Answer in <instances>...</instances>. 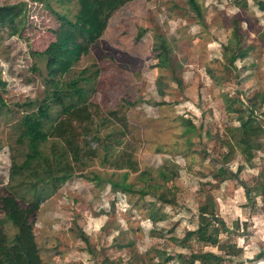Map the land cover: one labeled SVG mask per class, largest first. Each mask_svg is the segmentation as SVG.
Returning <instances> with one entry per match:
<instances>
[{
	"label": "rangeland",
	"instance_id": "374dc122",
	"mask_svg": "<svg viewBox=\"0 0 264 264\" xmlns=\"http://www.w3.org/2000/svg\"><path fill=\"white\" fill-rule=\"evenodd\" d=\"M197 2L200 25L183 0L125 3L62 79L66 83L87 70L84 78L91 80L81 85L99 117L121 108L115 117L123 116L125 129L113 155L133 151L137 169L128 174L100 167L99 151L98 159L85 161L78 175L40 205L33 236L43 264H101L104 258L157 264L167 256L174 260L164 264H178L174 255L223 256V247L252 234L264 244V218L255 221L264 217V196L255 190L264 182V127L256 122L253 133H233L260 145L258 152L242 153L228 132L237 127L236 118L245 120L246 107L255 118L263 113L256 96L264 91V12L254 5L264 0ZM240 2L244 10L234 5ZM10 4H23V13L16 23L18 36L11 38L0 28V78L5 83L0 98L8 112L0 114V189L7 184L10 159L19 161L23 152L16 150L11 127L24 114L22 105L38 102L46 88L41 53L61 27L52 13L72 21L76 12L73 4L56 0H0V6ZM235 28L242 46L253 49L242 61L231 59L238 48L230 41ZM160 41L165 55L157 49ZM93 126L100 138L118 130L99 121ZM226 140L229 153L220 144ZM222 166L249 190V197L236 181L214 176ZM208 202L207 216L226 231L217 234L216 247L195 240L196 208ZM187 232L192 235L186 249L169 242L179 243Z\"/></svg>",
	"mask_w": 264,
	"mask_h": 264
},
{
	"label": "trees",
	"instance_id": "16d2710c",
	"mask_svg": "<svg viewBox=\"0 0 264 264\" xmlns=\"http://www.w3.org/2000/svg\"><path fill=\"white\" fill-rule=\"evenodd\" d=\"M131 1L133 0H56L57 4H73L76 6V12L72 21L65 16L52 13L61 23V27L55 33L54 42L41 53L45 58L46 88L42 99L38 102H27L22 105L24 114L20 115L11 127L16 138V150L21 147L23 152L19 154L21 157L19 161L10 159L7 184L0 189V264H43L33 236L34 218L40 205L59 192L68 180L78 175L88 163L98 159L99 151L102 153L100 167L115 172L136 173V163L131 159L133 151L123 150L120 154L113 155L121 139L118 135L125 129L123 116L115 117L121 108L113 112L106 111L103 117H99V108L88 103L87 92L81 85L91 80L84 78L87 70L81 71L71 81L62 82V79L72 72L79 58L86 56L89 47L103 35L108 17L116 9ZM183 1L189 12L194 15L197 24L200 25L202 16L200 4L197 0ZM234 5L242 10L245 9L244 2ZM254 6L258 12H264L262 3H255ZM46 8L49 10L50 6L46 5ZM22 13L23 4L0 6V28L6 30L11 38L18 36L16 23H19ZM141 36V33L138 34L136 39ZM240 39L242 38L235 28L230 41L238 48L232 55V60H245L247 53L253 50L251 46L243 47ZM225 48L230 50L229 41L225 44ZM157 49L160 53L166 54L161 41L158 42ZM4 87L5 83L0 78V89ZM256 99L264 108V91L257 95ZM126 106L130 108L133 105L126 104ZM4 108L5 104L0 98V114L8 113L4 112ZM251 109L250 106L246 107L245 120L236 118L237 127L229 129L228 132L232 135L238 130L246 134L253 133L259 128L256 122H260L264 127V109L262 115L257 118L253 116ZM232 113L238 116L241 114L234 110ZM95 121L107 126H115L118 130L114 133L113 129H110L100 138L95 132L98 126H93ZM232 138L235 144L241 146L242 153L260 151V145H253L244 135L239 134L237 137L233 135ZM220 144L228 150V153L231 151L227 140ZM222 159L224 162L225 157ZM214 176L239 183L234 174L231 176L223 166L215 171ZM160 178L165 180L162 175ZM239 184L245 191L246 198L249 197V190L241 183ZM258 186L259 191L255 190L259 193L258 197H262L264 182ZM157 199L167 204L163 194H158ZM211 208L209 202L204 208L201 206L196 208L199 227L195 232V240L197 243L216 247L217 234L226 233V231L221 224L214 226L212 217L207 216L206 210ZM149 220L153 221L151 218ZM191 235L192 232L185 233L177 244L172 240L169 242L183 250L186 249L185 244ZM81 240L86 241L83 236ZM87 252L90 253L89 250ZM174 257L178 264H194L195 261H198V264H223L224 262L233 264L231 261L234 259H241L239 250L234 249L232 245L223 247V256L199 253L195 256L190 254L186 259L178 254ZM171 260L174 259L167 256L157 264H164ZM120 263L119 260L113 263L110 258H104L101 264ZM125 264L128 263L125 262Z\"/></svg>",
	"mask_w": 264,
	"mask_h": 264
},
{
	"label": "crops",
	"instance_id": "0c3cea01",
	"mask_svg": "<svg viewBox=\"0 0 264 264\" xmlns=\"http://www.w3.org/2000/svg\"><path fill=\"white\" fill-rule=\"evenodd\" d=\"M263 218H264L263 216L262 217L257 216L255 221L257 222L262 221ZM263 233H264V228L261 230L260 234L264 236ZM253 236L254 234H252L250 238L243 237L241 241L237 240L238 241L237 243L240 244L235 243V241L233 242L234 244L233 243L230 244L233 246L234 249H238L241 255V259L236 258L234 259V261H231L233 264H264V244L260 242V239H257L256 237ZM258 252L259 254H257ZM253 256L255 257L256 261H253ZM223 264H225V262Z\"/></svg>",
	"mask_w": 264,
	"mask_h": 264
}]
</instances>
